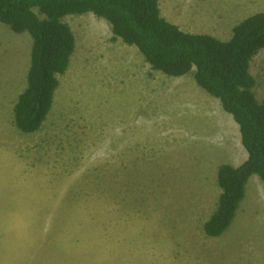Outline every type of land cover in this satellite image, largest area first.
Instances as JSON below:
<instances>
[{
  "label": "rangeland",
  "instance_id": "374dc122",
  "mask_svg": "<svg viewBox=\"0 0 264 264\" xmlns=\"http://www.w3.org/2000/svg\"><path fill=\"white\" fill-rule=\"evenodd\" d=\"M161 10L184 32L229 41L264 0H161ZM64 22L76 50L33 134L14 112L33 40L0 22V264H264L259 176L221 237L204 230L220 166L248 159L232 115L195 71L154 70L105 19ZM251 73L264 102V51Z\"/></svg>",
  "mask_w": 264,
  "mask_h": 264
},
{
  "label": "trees",
  "instance_id": "16d2710c",
  "mask_svg": "<svg viewBox=\"0 0 264 264\" xmlns=\"http://www.w3.org/2000/svg\"><path fill=\"white\" fill-rule=\"evenodd\" d=\"M94 14L113 29V40L136 46L156 71L180 78L195 71L197 84L220 101L238 124L248 159L239 167L220 166L222 191L217 210L205 223L211 238L221 237L233 223L253 176L264 182V103L255 94L251 64L264 51V12L233 29L229 41L190 34L162 16L161 0H0V22L32 37L27 87L14 107L19 130H41L50 114L59 77L76 50V37L64 22L68 16Z\"/></svg>",
  "mask_w": 264,
  "mask_h": 264
},
{
  "label": "clouds",
  "instance_id": "9594fccd",
  "mask_svg": "<svg viewBox=\"0 0 264 264\" xmlns=\"http://www.w3.org/2000/svg\"><path fill=\"white\" fill-rule=\"evenodd\" d=\"M255 78V77H254ZM256 79V78H255ZM256 82H257V79H256ZM257 85V84H256ZM255 91V90H254ZM262 103H264V102H262ZM235 220V219H234Z\"/></svg>",
  "mask_w": 264,
  "mask_h": 264
},
{
  "label": "bare ground",
  "instance_id": "6f19581e",
  "mask_svg": "<svg viewBox=\"0 0 264 264\" xmlns=\"http://www.w3.org/2000/svg\"><path fill=\"white\" fill-rule=\"evenodd\" d=\"M230 115V114H229Z\"/></svg>",
  "mask_w": 264,
  "mask_h": 264
}]
</instances>
